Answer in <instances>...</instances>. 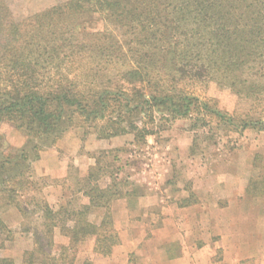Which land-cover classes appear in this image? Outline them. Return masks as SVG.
Here are the masks:
<instances>
[{
	"label": "trees",
	"instance_id": "obj_1",
	"mask_svg": "<svg viewBox=\"0 0 264 264\" xmlns=\"http://www.w3.org/2000/svg\"><path fill=\"white\" fill-rule=\"evenodd\" d=\"M253 1L264 4V0ZM248 8L251 5L246 0H68L62 6L43 11L44 25L50 24L51 15L62 14L70 33L50 36L54 41L64 36L62 40L70 45L68 51L81 46L83 57L56 54L50 61L51 56L45 53L23 55L24 35H19L17 30L4 42L0 38V46L5 48L0 53V126L9 123L25 135L23 146H14L0 137V203L5 202L6 206L14 203L17 191L27 184L25 175L39 159L40 152L54 147L77 121L87 124L99 138L132 134L130 144L140 146L148 142L149 136L165 130L164 125L159 129L163 121L172 124L186 119L197 134L198 128L210 125L213 118L231 120L210 102L177 88L186 79H208L212 70L226 72L234 67L243 73L247 67L244 58L250 50L240 37L230 41L227 25L235 19H244ZM255 12L252 10V14ZM101 23L110 34L112 49L104 50L106 45L100 44L97 37L102 33L97 28ZM175 30H181L183 40H191L185 48L196 53L192 64L185 59L188 56L182 52L183 42H177L181 38L176 37ZM115 34L128 40L124 43ZM162 36L165 40L161 42ZM126 46L133 56L127 68L118 71L120 79L107 62L125 54ZM51 49L55 54L59 48ZM146 49L155 52L142 55L141 50ZM63 59H70V65L79 63L76 67L82 74L74 73L72 68L67 74L62 73ZM175 59L182 61L178 64ZM44 62L49 65L58 62V69L44 67ZM138 81L152 85L150 89L143 87L142 91L134 92L133 85ZM233 84L237 94L257 96L256 100L262 94L259 85L250 84L244 92ZM235 129L236 132L264 130V117L239 119ZM113 176L114 173L110 174ZM102 177L103 173L96 168L80 182V189L88 200L82 203L81 211H68L75 199L66 201L63 212L67 221L76 224L73 227L61 218L63 212L52 210L45 199L38 200L43 210V226L51 240L55 228L59 227L61 234L69 238L68 249L75 250L78 244L94 237L96 253L112 254L121 242L110 207L116 189L102 186ZM94 210H101L100 222L90 221L89 215ZM2 230L8 231V227L0 220ZM30 256L22 264H35L34 254ZM0 264L16 263L12 258L0 257Z\"/></svg>",
	"mask_w": 264,
	"mask_h": 264
},
{
	"label": "rangeland",
	"instance_id": "obj_2",
	"mask_svg": "<svg viewBox=\"0 0 264 264\" xmlns=\"http://www.w3.org/2000/svg\"><path fill=\"white\" fill-rule=\"evenodd\" d=\"M66 1L68 0H0V38L4 42L6 38L12 36L17 30L19 35H21V33L24 35L25 45L23 46L25 49L23 50V55L45 53V55L51 56L49 59L50 61L52 58H55V56H63L64 54H74L77 57H83L80 54L82 49L81 46L68 51L67 49L70 45L69 43L65 44L62 40L64 36H60L56 41L52 40V36H50L52 33H58L61 35H64L66 32L70 33L69 30H66V25L68 23L62 19V14L51 15V19L49 20L50 24L44 25L46 17L42 15V13H44L43 11L55 5L62 6ZM246 1L251 5V8H248L245 11L244 19H235L234 21H230L227 25L229 28L228 35L230 41L235 42L233 39L240 37L243 40L242 42L244 45L250 50V54L244 58L247 62V67L244 68L243 73L240 74L234 69V67L228 68L226 72L212 70L208 79H186L177 88L179 91L182 90L183 92L191 93L201 100L210 102L211 105L215 106V109L222 111L224 115L227 114V116L225 115L226 118L231 119L222 118L225 120V123H223L222 119L218 120V118H213L214 120L210 125L204 128H198L196 135L199 145L197 156L199 163L203 154L214 153L222 148L227 154H230L229 151L233 152L235 148L241 147L240 135H243L241 134L243 132L235 131L239 119L257 117V115H262L264 117V4L262 2L256 4L253 0ZM254 9L256 12L255 14H252V10ZM257 11H259V13ZM40 15L41 17H39ZM103 24L104 23H101V25L97 24V28L102 32L99 33L97 37L100 40V44L104 46L106 45L104 50L112 49L114 46L109 37L110 34L107 33L108 31ZM175 27H177V25H175ZM109 28L111 30L112 26H109ZM181 33V30H175L176 37L181 38L178 39L177 42H183L182 52L188 56L185 58L188 59L187 62L192 64L196 59V53L192 50L188 51L185 48L187 43L191 42V40H183ZM115 35H117L124 43L128 40V38L119 34ZM79 38L87 44V40H83L82 35H80ZM160 38L161 42L165 40L164 36ZM76 44L77 43H73V45ZM53 46H56V49L59 48L56 50L55 54L54 51H50ZM4 49L3 46H0V53H3ZM154 52L155 51L152 49L141 50V54L147 56L154 54ZM132 56L133 55L128 51L126 46L125 54L121 53L120 57H113L111 61L107 62L108 65L113 67L114 74H116L118 78L121 79L118 71L127 68ZM78 60L80 61V58H78ZM170 61H172V59ZM173 61L179 64L182 59H175ZM47 63L48 62H44L42 65L44 67L53 66L56 67V70L58 69V62L51 65ZM76 66H79V63L76 65H70V59H63L61 71L62 73L67 74L69 68H72L74 73L82 74L83 71ZM234 81L237 82L233 84ZM231 84L244 92H246L244 88H249L248 85L251 84L252 86L256 84L260 86L262 94L259 96L258 100L255 99L257 96L247 97L245 93H241L240 95L233 90ZM151 85L152 83L149 82L138 81L133 85L134 92L142 91L143 87L150 89ZM137 121H139L138 118ZM227 121L231 122V124ZM163 125L166 127L165 130L161 131L159 136L155 139V142H157H153V146L150 147L147 145H128L133 140L132 134L114 136L109 139L99 138V134L95 133L93 129H88L89 126L82 121H77L75 126L68 131V137H70L69 142H73L75 145H77V141L81 142L82 145L87 142V146L90 149L89 153H98V155L102 157L101 165L106 171H112L118 169V167H124L121 176L126 178L127 167H125V163L128 162L127 157H130L129 163L133 167L131 169L136 170H141L145 165L161 167L160 164H166L164 163L166 158H171L173 160L176 159L178 155V147L181 143L178 140V134H180V137L182 138L184 136L183 132L186 133L185 129L190 127V122L186 119H178L172 124H167L163 121L159 129L164 127ZM156 129H158V127ZM247 130L253 131V129ZM0 137L5 138L14 146H17V144L18 146H23L25 143V135L21 131L12 128L9 123H4L0 126ZM254 143L255 142L252 143L253 146H255ZM122 147H126V149L132 153L130 156L122 155L120 156V159H116L115 155L118 154V152H116L115 149ZM165 147H168V149ZM205 157L206 156H204V158ZM221 161L222 160H218V162ZM255 161L259 167L257 169V174L264 176V153L258 152ZM167 162H169V159ZM209 164L212 167L217 166V163L213 160H210ZM63 165L65 166L66 163ZM223 167L224 166H220L218 168V173L224 174ZM55 173L57 176H62L65 171L61 173L55 171ZM131 173H133L132 175L134 177L141 178L140 173H134L133 171ZM25 178L27 184H25L22 189L18 188V196L16 195L14 203L8 204L7 206L4 205L5 202L0 203V220L2 222L4 221L8 227V231H0V257L12 258L16 264H22L25 258H30V254L33 253L35 264H74L76 259H78L77 262H81L80 259H83L82 261L84 264H94L97 258L102 256L95 251L92 253V245L95 242L94 237L88 238L83 244H78L75 247V250H70L66 247L68 246L69 238L62 235L60 228L56 227L53 234L54 239L51 240L50 235H46L43 226V210H41L40 205H38V200H46L44 186L49 182L55 180L60 181L61 179L63 184L65 183V188L76 189V180L79 178V169H77V166L70 163L66 177L53 178V176L40 175L37 170H34L32 163L30 171L25 175ZM101 185L103 186L105 184L101 183ZM85 199H83V197H77V199L70 203L71 205H69L67 210L81 211L82 203L87 201ZM66 203V200H63L57 203V205L52 203H48V205H50L49 207L54 211L59 210L63 212ZM116 205L114 208H118L119 211L120 207H118L119 205ZM152 209H154L153 212L155 214L160 215L161 211H163L161 206ZM260 209H264V202L261 208L259 207V209L255 210V208L252 209V207L249 206L245 212V214H248L249 220L247 221V225H243V228H247V232L243 230L239 235L241 237L240 242L242 248H244L242 252L246 255V259L240 264H264V228L258 230L259 228L251 226V223H254L255 219L253 221L250 220L252 216L257 217L259 215V212H261ZM101 213L102 212L98 210H94L92 214L89 215L90 221L100 222L102 216ZM155 216L158 217V215ZM61 218L64 219L66 224L70 227L76 225L65 219L64 212L62 213ZM124 218L125 217H123L122 214L121 217H118L116 224L118 229L121 227L129 229V226H126V220ZM136 219L140 220L139 217ZM156 221L157 225L160 220ZM135 229L136 228L132 227L129 231L123 233L122 231H119L120 237H129V240H135V238H138L141 241L136 244L137 246L134 245L135 249L133 251H130V249L127 250L129 256L128 264H149V257L152 260H154V258H152L150 254H147L148 248L150 245H157V242L149 229L143 226H140V229L137 231H134ZM180 231L183 234V237H185V242H191V239L185 235L183 230ZM199 231L200 232L196 234L198 239L195 236L192 238L194 239V243L199 247V249H197L198 251L189 250V253H195V255H193L194 261L192 263L223 264L225 259V252L223 249L214 250L212 247V251L201 249L202 246H208L212 243V240L215 237L216 239L219 237L213 233L204 232L201 229H199ZM150 237L153 239L150 240ZM210 238L211 242L206 244L204 239L210 241ZM37 240L40 241L38 245ZM172 248V251L174 252L176 247L173 246ZM162 253L166 257L164 251H162ZM163 255H161V251H156L155 260H159L160 256L163 257ZM227 256H234L232 248L228 250ZM72 258H74L73 261Z\"/></svg>",
	"mask_w": 264,
	"mask_h": 264
},
{
	"label": "crops",
	"instance_id": "obj_3",
	"mask_svg": "<svg viewBox=\"0 0 264 264\" xmlns=\"http://www.w3.org/2000/svg\"><path fill=\"white\" fill-rule=\"evenodd\" d=\"M185 130L186 133L183 132L182 138L178 134V140L181 143L176 159L166 158L164 162L166 164H160L161 167L145 165L141 170L131 169L133 167L129 163L130 157H127L128 162L125 163L127 179L121 176L124 167L106 171L101 165L102 157L98 153H89L87 142L84 145L79 141L76 142L77 145L69 142L68 132L52 149H43L39 159L33 162V167L40 175L53 176V178L66 177L70 163L79 169L76 189L65 188V183L63 184L61 179L44 186L47 202L54 205L63 200L77 199V197L85 199L79 186L80 182L96 168L100 169L103 173L101 183L116 189L110 207L118 232L129 231L132 227L136 228L134 231H137L140 226H143L149 229L157 242V245L149 246L147 254H150L154 260L156 251H161V255H163L162 251L166 254V257L160 256V259L155 261L149 257V264H194L192 262L195 253H189V250L198 251L199 249L192 239L194 236L198 239L196 234L200 232L199 229L219 237L218 239L215 237L208 246H202V250L223 249L225 252L223 264H240L246 259V255L242 252L244 248L239 235L243 230L247 232V228H243L249 220L245 212L249 206L255 210L261 208L264 202V176L257 174L259 167L255 161L258 152L264 153V130L242 131L240 148H235L233 152L229 151L230 154H227L223 148L214 153L203 154L200 163L197 158L199 145L196 131L191 130L190 127ZM160 133L149 136L148 142L144 145L153 146V142ZM165 148L168 149V147ZM115 151L118 152L115 155L116 159H120L122 155L130 156L132 153L126 147L115 149ZM168 159L169 162H167ZM210 160L215 161L217 166L212 167L209 164ZM218 160L222 161L218 162ZM64 163H66L65 166ZM220 166H224V174L218 173ZM131 170L134 173H140L141 178L134 177ZM55 171L60 173L65 171V173L57 176ZM112 173H114V179L110 177ZM115 205H119V211L118 208H114ZM159 206L163 209L161 215L155 214L152 209ZM98 211L101 212V210ZM260 211L257 217L252 216L250 219L252 221L255 219L251 226L259 228L258 230L264 228V209ZM121 214L125 217L126 226H129V229L122 227L118 229L116 224ZM138 217L140 220L136 219ZM156 220H160L157 225ZM180 230H183L191 242H185V237ZM204 240L206 244L211 242V238L210 241ZM140 242L138 238L129 240V237L122 236L121 242L114 247L112 254L107 257L103 255L98 257L94 264H128L127 250L133 251L136 244ZM173 246L176 247L174 252ZM230 248L234 256L228 257L227 252ZM92 253H94V244ZM80 260L79 263L76 259L74 264H84L83 259Z\"/></svg>",
	"mask_w": 264,
	"mask_h": 264
}]
</instances>
